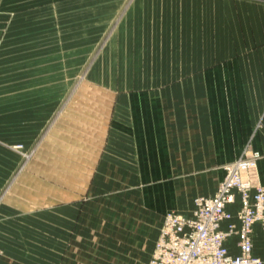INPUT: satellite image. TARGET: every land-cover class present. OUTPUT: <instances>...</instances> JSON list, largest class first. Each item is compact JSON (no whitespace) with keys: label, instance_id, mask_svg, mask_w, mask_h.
<instances>
[{"label":"crops","instance_id":"crops-1","mask_svg":"<svg viewBox=\"0 0 264 264\" xmlns=\"http://www.w3.org/2000/svg\"><path fill=\"white\" fill-rule=\"evenodd\" d=\"M127 1L41 0L43 4H60L64 10H77L79 3L90 10V14L56 15V21L63 22L64 45L53 46L49 42L45 50L69 51L71 54L66 59L72 60L73 51H94L103 42L102 50L109 55L102 57L101 66L109 65L103 61L113 59L111 55L117 51L124 52L120 59L134 60L135 66L140 65L134 51L171 52L161 63L167 68L166 77L169 79L175 66L187 67L188 72L198 68L197 83L200 92H204L203 97L231 100L233 128L237 132L234 146L241 148L251 139L252 145L264 154V119L258 128L264 111V2L134 0L121 14ZM174 9L182 12L175 13ZM117 11L120 14H116ZM79 19L86 28L82 39L73 31L78 28ZM46 24L51 27L60 23L46 18ZM190 50L198 51L197 58L176 61L174 51ZM53 58L60 59V56L54 54ZM130 62L128 64L132 65ZM77 64L71 61L61 65ZM149 77L140 81H158ZM121 102L128 103L127 100ZM155 108L119 105L113 123L96 122L94 117L90 121L89 112L56 121L0 197V264H90V194L100 189L101 181L98 184L97 180L161 178L164 175L159 174L160 161L171 164L167 168L171 174L176 172V166L182 170L190 168L191 151L183 149L175 155L174 149L169 148L175 147L169 141L174 135L170 123L166 129L168 143L161 144L162 132L150 130L155 122L139 117L143 110L154 111ZM175 108L170 105L163 108L167 121ZM178 109L182 114L186 111L185 107ZM127 114L134 115L136 121H128ZM143 129L148 131L145 139L141 134ZM183 137L186 138L185 130ZM160 146H166L161 160ZM181 146L187 147V143ZM235 158L227 156L221 163ZM257 176L264 184V157L259 161ZM217 182L212 188L206 190L205 187L200 194L213 195ZM83 227L86 231L80 234ZM143 230L140 226L134 228L133 235L121 241L110 264H146L143 254L148 230L147 233ZM85 237L87 249H80V241L84 243ZM253 239L254 252L264 256V229L258 226ZM16 243L20 244L18 249L13 247Z\"/></svg>","mask_w":264,"mask_h":264},{"label":"rangeland","instance_id":"rangeland-1","mask_svg":"<svg viewBox=\"0 0 264 264\" xmlns=\"http://www.w3.org/2000/svg\"><path fill=\"white\" fill-rule=\"evenodd\" d=\"M133 1L124 4L121 14ZM69 10L62 9L60 4H43L41 0H0V197L58 119L81 117L80 113L89 112L90 121L94 117L96 122L113 123L119 105L154 106V111L143 110L139 117L155 122L150 130L162 132L163 138L159 133L161 144L168 143L166 129L170 123L174 135L169 141L175 147L169 148L174 149L175 155L183 149L191 151L190 168L182 170L176 166V172L171 176L167 169L171 164L160 161L159 174L164 175L161 178L97 180L102 185L100 183V189L90 194L89 212L90 264H110L122 245L121 241L129 234L133 235V229L139 226L144 233L148 230L143 254L147 264L163 212H193L197 194L204 193L205 187L206 190L212 188L215 181L219 185L225 176V164L233 161L221 163V159L227 156L238 158L250 149H258L252 145L251 139L241 148L234 146L237 132L233 128L231 100L203 97L204 92H200L197 83L198 68H191L188 72L187 67L175 66L169 79L166 77L167 68L161 63L171 52L134 51L140 67L135 66L134 60L130 59L132 65H129L130 60L120 59L124 52L118 51L112 53L113 59L103 61L109 65L101 66L102 57L109 55L102 50L103 42L94 51H73L72 60L66 59L71 54L69 51L45 50L49 42L53 46L64 45L63 22L56 21V15L90 14V10L80 3L77 10ZM116 14H120L119 11ZM46 18L60 24L46 26ZM81 21L79 19L78 28L73 29L80 39L85 38L86 32ZM54 54L60 59L55 60ZM174 55L176 61L194 60L198 51H174ZM71 61L78 64L61 65ZM149 76L158 81H140L150 79ZM126 100L127 104L121 102ZM168 105L176 107L169 116L170 121H167L163 109ZM177 107H185L184 114ZM125 118L136 121L134 115L127 114ZM263 119L264 111L258 128ZM184 130L186 138L183 137ZM147 132L143 129L141 134L145 136ZM183 143H187V147H182ZM159 150L161 160L166 146H160ZM257 172L258 166L251 170L250 177L255 183H262ZM83 230L86 228H80V234ZM86 238L84 243L80 241V249H87ZM19 245L13 244V247L18 249Z\"/></svg>","mask_w":264,"mask_h":264},{"label":"built area","instance_id":"built-area-1","mask_svg":"<svg viewBox=\"0 0 264 264\" xmlns=\"http://www.w3.org/2000/svg\"><path fill=\"white\" fill-rule=\"evenodd\" d=\"M262 157L244 152L225 164L213 195L195 198L193 212L165 213L147 264H264L253 239L264 229V184L250 177Z\"/></svg>","mask_w":264,"mask_h":264}]
</instances>
